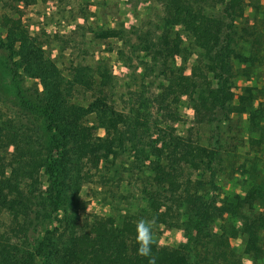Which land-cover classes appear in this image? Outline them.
I'll return each mask as SVG.
<instances>
[{"label":"trees","instance_id":"16d2710c","mask_svg":"<svg viewBox=\"0 0 264 264\" xmlns=\"http://www.w3.org/2000/svg\"><path fill=\"white\" fill-rule=\"evenodd\" d=\"M146 1L128 0L132 13ZM156 1L152 18L118 37L123 80L104 61L72 65L65 75L21 17L0 14L14 95L0 96V264H148L137 255L135 226L153 217L154 229L177 227L185 237L174 248L157 242V264H264V168L257 156L264 151V91L241 86L236 102L234 92L238 74L264 64V25L239 27L246 0ZM35 2L10 0L7 7ZM91 17L82 13L78 28L90 42L105 38ZM183 35L199 52L194 61ZM119 81L120 108L112 97ZM77 94L89 103L78 105ZM182 97L197 124L219 127L246 116L252 157L234 167L219 142L204 146L177 134L171 123ZM118 161L140 174L136 213L121 214L116 200L124 178L113 168ZM230 178L242 179L243 194L223 191ZM88 183L110 189L119 219L92 215L79 225V192Z\"/></svg>","mask_w":264,"mask_h":264},{"label":"rangeland","instance_id":"374dc122","mask_svg":"<svg viewBox=\"0 0 264 264\" xmlns=\"http://www.w3.org/2000/svg\"><path fill=\"white\" fill-rule=\"evenodd\" d=\"M7 3H10V0H0V14L21 17L28 33L37 37L45 49V54L49 58L57 60V64L65 75L72 71L70 68L72 65H92L95 61H104L119 80H123L128 72L117 54V48L120 46L118 40L120 33L142 18H152L153 11L151 8H159L160 6L156 0L146 1L139 5L136 12L132 13L128 0H36L35 4L28 7L17 4L13 10L8 9ZM82 13L93 16L90 21L98 20L94 27L104 33L105 38L92 42L85 38L86 36L83 35L85 30L83 31L77 26H83L85 23L81 18ZM242 24L264 25V0L245 1L244 18L240 21L239 27ZM88 37L89 35H87ZM182 45L192 54L190 60L194 61L199 52L191 46L189 39L184 35ZM175 61L180 63L178 58ZM235 67L240 68L241 65L235 63ZM185 73L190 74L188 68ZM122 82L119 81L115 94L112 96L114 103L117 102ZM241 86H256L264 91V64L259 67H252L248 76L238 74L234 88L235 102ZM83 95L77 94L75 97L78 105L83 106L89 103L88 96ZM0 96L10 100L14 99L7 54L2 49H0ZM261 99L264 100V97L262 96ZM115 105L119 106V103H115ZM177 112L178 120L171 123L177 134L190 137L204 146H218L217 142H219L225 151L224 157L227 162L233 163L234 167L252 157L253 152L246 146L250 134L247 129L246 116H234L230 122H223L219 127L197 124L195 123V111L191 108L187 97L180 99ZM89 121H92L90 116L88 117ZM229 124L230 129L228 128ZM97 133L100 136L104 135L102 130H98ZM257 156H259L260 163L263 164L264 168V151L258 153ZM230 166H226L227 172ZM113 168L118 169L124 175V178L121 179L120 190L115 189V197L116 200L119 199L121 214L126 210L136 213L135 196L139 195L138 191L142 184L141 179H137V175L140 174L136 170L133 172V167L129 164L119 161ZM231 173L235 177L238 172L233 173L231 171ZM103 174L110 176L112 172L107 174V171H103ZM117 179L120 177L117 176ZM241 183V178H233L232 180L230 178L223 187V191L243 194ZM109 191L108 187H102L100 184H84L79 192V200L82 205L78 213L79 225L92 215H114L117 219L120 218L118 217L120 216L119 210H116L114 206L115 199L111 198ZM212 231L214 233L219 232L218 223H215ZM154 233L158 244L161 246L174 248L185 241L183 230L177 227L158 226L154 229ZM232 245L238 251L242 249L240 240H233ZM244 263L251 264L247 259L244 260Z\"/></svg>","mask_w":264,"mask_h":264},{"label":"clouds","instance_id":"9594fccd","mask_svg":"<svg viewBox=\"0 0 264 264\" xmlns=\"http://www.w3.org/2000/svg\"><path fill=\"white\" fill-rule=\"evenodd\" d=\"M157 221L156 218L144 219L141 218L136 222L135 240L138 245L137 255L146 258L148 264H157V257L153 254V246L157 244V239L154 233V227Z\"/></svg>","mask_w":264,"mask_h":264}]
</instances>
